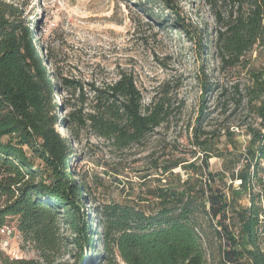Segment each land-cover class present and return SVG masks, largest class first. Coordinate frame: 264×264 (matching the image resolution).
<instances>
[{"label": "trees", "instance_id": "1", "mask_svg": "<svg viewBox=\"0 0 264 264\" xmlns=\"http://www.w3.org/2000/svg\"><path fill=\"white\" fill-rule=\"evenodd\" d=\"M161 1L202 53L212 51L221 69L240 76L216 88V98L223 114L229 112L227 121L239 120L247 144L240 145V132L231 125L207 129L203 106L193 131V143L204 153L201 164L163 166L164 183L159 178L148 190L151 210L130 201L93 204L90 187L73 167L72 140L91 129L118 148L141 142L169 120L170 90L157 88L147 103L134 75L121 70L117 79L93 86L90 110L64 100L72 108L64 136L55 95L60 87L80 89L77 81L61 77L40 34L13 3L0 0V230L17 218V229L41 256L12 259L0 251V264H264V0H204L216 21L210 46L203 38L208 32L190 30L176 0ZM223 138L227 145L219 150ZM210 155L222 159L221 171L208 170ZM179 167L186 178L175 172ZM218 179L228 193L215 188ZM211 236L218 242L212 263ZM67 241L78 251L74 261L57 258Z\"/></svg>", "mask_w": 264, "mask_h": 264}, {"label": "rangeland", "instance_id": "2", "mask_svg": "<svg viewBox=\"0 0 264 264\" xmlns=\"http://www.w3.org/2000/svg\"><path fill=\"white\" fill-rule=\"evenodd\" d=\"M6 1L13 3L19 9L20 18L40 34L45 49L52 50L61 77L77 81L80 89L67 91L60 87L61 95H55L59 129L64 136L70 134V129L62 126L65 114L72 109L65 102L90 110L94 103L93 86L117 79L121 70L134 75L147 103L157 88L170 90L169 120L141 142L118 148L91 129L81 130L79 137L72 140L73 167L80 181L84 180L90 187L93 204L130 201L151 210L154 200L148 190L160 184L159 178L164 183L165 177H160L163 166L182 160L201 164L204 153L194 145L193 131L203 106L207 129L220 130L231 125L236 127L234 131L240 132V145L247 144V136L237 128L239 120L227 121L229 112L223 114L216 98L219 92L216 88L233 84L240 76L233 69H221L212 51L208 56L202 53L195 40L174 24L172 11L161 0ZM176 4L190 30L198 34L200 30L208 32V37L203 38L210 46L216 31L210 5L204 0H176ZM49 68L51 74L54 65ZM206 86L213 90L204 92ZM225 145L223 138L216 148L222 150ZM222 167V159L210 155L208 170L217 173ZM175 172L187 177L181 167ZM206 178L204 175L203 180ZM238 184L236 181L235 185ZM214 186L229 192L228 186L219 179ZM243 203L247 204L248 198ZM17 223V218H10L6 224L8 230L0 231V251L12 259L40 260L39 251L17 229ZM62 232L66 238L72 235L67 226ZM210 238V251L216 258L211 259L212 263L218 260V242L213 236ZM66 244L57 258L74 261L78 251L69 241ZM99 264L126 263L118 259Z\"/></svg>", "mask_w": 264, "mask_h": 264}, {"label": "built area", "instance_id": "3", "mask_svg": "<svg viewBox=\"0 0 264 264\" xmlns=\"http://www.w3.org/2000/svg\"><path fill=\"white\" fill-rule=\"evenodd\" d=\"M263 207H264V199H263ZM6 230H8L7 226H5L4 228H2L0 231L4 233V232H6Z\"/></svg>", "mask_w": 264, "mask_h": 264}]
</instances>
